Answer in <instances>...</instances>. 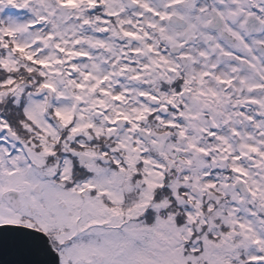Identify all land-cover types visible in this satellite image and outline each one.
<instances>
[{
    "label": "snow or ice",
    "instance_id": "snow-or-ice-1",
    "mask_svg": "<svg viewBox=\"0 0 264 264\" xmlns=\"http://www.w3.org/2000/svg\"><path fill=\"white\" fill-rule=\"evenodd\" d=\"M0 264H264V0H0Z\"/></svg>",
    "mask_w": 264,
    "mask_h": 264
}]
</instances>
